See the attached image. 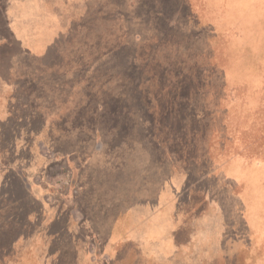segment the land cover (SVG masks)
I'll return each instance as SVG.
<instances>
[{
    "label": "rangeland",
    "instance_id": "obj_1",
    "mask_svg": "<svg viewBox=\"0 0 264 264\" xmlns=\"http://www.w3.org/2000/svg\"><path fill=\"white\" fill-rule=\"evenodd\" d=\"M48 1L55 11L44 6L38 20L46 30L60 17L61 32L41 53L0 25V117L9 118L0 134V264H154L149 232L167 229L141 217L166 208L189 257L181 250V261L164 264H202L191 262L200 256L264 264V161L177 171L186 125L203 146L193 131L233 115L232 127L250 132L241 146L264 149V0ZM19 11L35 12L26 2ZM205 81V93L224 98L219 110L202 93L172 130L154 119L176 85ZM219 134L208 137L213 148ZM136 208L116 240L118 218L126 225Z\"/></svg>",
    "mask_w": 264,
    "mask_h": 264
},
{
    "label": "trees",
    "instance_id": "obj_2",
    "mask_svg": "<svg viewBox=\"0 0 264 264\" xmlns=\"http://www.w3.org/2000/svg\"><path fill=\"white\" fill-rule=\"evenodd\" d=\"M198 67L193 69L192 75L193 78L198 77ZM221 72L223 79L226 78L227 76V71L226 69H218V73ZM204 76L202 75V77H204V79L209 77V73L205 70L204 72ZM183 76V75H182ZM181 76V77H182ZM206 85L204 84H195V86H191L190 88H187L188 84H180V85H176V92L177 94L173 93V95L175 96H171L169 98V102L167 103V106L165 107V112L162 113V115L160 116H155L154 119L158 120L161 123H168L169 126L172 130V127H174L175 125L179 126V121H178V116L182 115V114H186V109L185 106L188 102H191L193 100V98H196V96H200L202 93L204 99H211L212 100V104L214 105V110L215 107L218 108V106L222 103V101L224 100V98L219 95L217 97V95H214L215 92L213 91L212 93L208 92L205 93V87H208L209 84L207 81ZM184 93V95L186 96V98H181L179 97V94ZM223 92H224V83H223ZM3 101V100H2ZM184 101V103H183ZM219 110V108H218ZM190 113V111L187 112V115ZM219 113H217L216 115H218ZM220 118V117H219ZM218 118V119H219ZM8 115L6 114L4 117H0V134H2L3 130H7L8 129ZM218 119L214 120L213 122H215V124L213 125L212 122L211 124L208 126V130L209 132L206 133L205 130H201L202 129V125L198 128V130L193 131L197 134V131H199V133H203L202 138L200 140V142L203 144V146H201L200 144L198 146H196L197 141L196 138L193 137L192 132H189V130L187 129V126H183L182 128V132L183 134L181 135L182 141L180 143V141H178V149L179 152L181 153V166H178L177 171L178 170H188L190 168H192L193 166L196 167L197 173L198 174H205L208 172H211L215 169V171H217L218 173H224L226 172L224 169L218 168V166H222V167H236L234 164L238 163L240 161H242L244 164H246L247 166H252L257 162H261L264 161V149H262V151L258 150L257 152L250 150V152H247L241 145L246 144L247 143V137L249 136L250 132L247 130L245 131V129L240 128V126H238L236 124L235 127H232L233 122L235 117H233V115H231L229 117V119L227 120V122H221L219 124ZM184 121V120H183ZM182 121V122H183ZM186 122L188 120H185ZM181 122V123H182ZM163 128V127H162ZM189 128V126H188ZM164 130H166V126H164L163 128ZM190 129V128H189ZM219 129V130H218ZM213 132H219V136L221 135L220 138V143L218 144L219 147L217 148H213L214 146L210 144V140H209V136L210 134H212ZM204 134H207V136H205ZM252 135V132H251ZM168 136L169 133L166 132L161 135V134H157L156 135V140L157 142H159L161 145L165 144L168 140ZM193 137V138H192ZM180 139V138H179ZM178 139V140H179ZM134 140L131 139L130 137L128 138H124L122 140L123 145L125 144H129L131 142H133ZM168 143V142H167ZM254 143H257V141L254 139ZM181 145V148H180ZM200 148V152L198 149ZM198 150V152H197ZM198 153V154H197ZM184 164V165H183ZM3 165V164H2ZM3 167H5L3 165ZM0 165V169L3 168ZM6 169V170H5ZM2 170V169H1ZM5 170V172H7V168H4L3 171ZM2 172V171H1ZM6 177V175H4ZM2 183V182H1ZM0 196H2L0 194ZM168 211H170L169 208H166ZM136 209L133 210L132 214L134 215L133 218H129L128 223L125 225L123 224V220L122 218H118L116 227L114 228L115 233H114V238L119 239L120 235H124L127 233V228L129 223H132L133 221L135 222L137 220L138 216L136 214ZM146 209H142V210H138V211H145ZM165 210V209H164ZM164 210H162V212H164ZM140 213L139 215L143 214L145 215L143 212H137ZM154 213V212H153ZM153 213H150L147 217L142 216L141 218L144 221H148L150 222V224L154 227L157 224L160 223H165L164 220V215L163 214H159L160 212H156L155 211V215ZM153 215V217H151ZM172 225L176 224V220H174V222H170L169 228L171 229L169 232L168 231H158L157 229L154 230V232H149V236L150 238H155L154 240V245L151 246L150 248H148V260L149 263H154V264H164L165 262H174L177 260L181 261V250H184L186 255H189V250L188 248H184L183 247V243L180 240V237L178 235V232L174 229L175 227H170ZM175 230V231H174ZM130 231V230H129ZM159 232L166 234V237H164V234H158ZM134 233V232H133ZM134 237V236H132ZM137 240V239H136ZM151 240V239H150ZM166 240L172 244V246L167 249L166 247L161 249L160 251V245H164L166 243ZM221 240V239H220ZM128 244V243H127ZM169 244V245H170ZM125 244H121V247H124ZM219 249V247L221 246L220 244H216L214 245V247H216ZM118 247V246H117ZM120 248L118 249L117 255H119L120 253ZM205 247L204 245L201 246V253L204 254L205 252ZM120 250V251H119ZM166 250V251H165ZM165 251V252H164ZM219 252V251H217ZM5 253H7V251H5ZM198 253V252H196ZM210 255H214V253L212 252H208ZM4 253H2V255H0V263H4L2 262L6 257H4ZM185 255V257H187ZM198 255V254H197ZM150 256L152 257V259L150 258ZM189 257V256H188ZM204 258H202L200 256V260H198L197 258L193 260H191V262H196V263H202L204 264L206 261L205 260V256H203ZM38 260V258L36 259ZM160 260V261H159ZM10 260L8 259V262ZM186 263H188V258H186ZM22 264H28L26 261H24V263Z\"/></svg>",
    "mask_w": 264,
    "mask_h": 264
},
{
    "label": "crops",
    "instance_id": "obj_3",
    "mask_svg": "<svg viewBox=\"0 0 264 264\" xmlns=\"http://www.w3.org/2000/svg\"><path fill=\"white\" fill-rule=\"evenodd\" d=\"M21 2H26L28 7L35 11L32 13L31 16H27L24 18H20L19 15L21 14L19 11V6ZM20 4H15L13 2L6 1V3L3 5L2 0H0V25H3L4 27L8 28L11 37H14V40L18 43H21V40L23 42L22 46L25 49L26 47L31 48L32 53L38 54L44 51L45 48V40L46 39H55L56 34L59 35L61 32L60 28V17H59V25L55 26V22L53 25V22L47 24V29L45 30V25L43 22L38 20L39 14L42 13V10L44 9V6L48 7L51 11H55L53 9L52 4L48 0H22ZM15 6V7H14ZM37 6V9L35 10L34 7ZM14 7V8H13ZM11 10V12H10ZM14 11V14L13 12ZM12 13V14H10ZM12 16V17H11ZM25 21V23L23 22ZM19 22L23 24H19ZM20 26H24L23 28ZM31 34H38V37L34 38ZM5 41L2 40L0 36V44H3ZM164 216L170 215V212L168 210H164L162 212ZM161 213V214H162ZM160 214V213H159ZM165 223L162 224V226L167 229L169 232L170 229L169 225L170 222H172L171 217H164ZM167 234V232H166ZM166 234H164V237H166ZM163 244V242H162ZM160 245V251L161 249L166 247L167 249L169 246L171 247L172 244H170L167 240L164 245ZM170 244V245H169ZM166 251V250H165ZM164 251V252H165Z\"/></svg>",
    "mask_w": 264,
    "mask_h": 264
}]
</instances>
